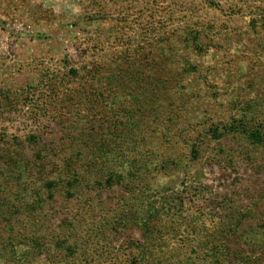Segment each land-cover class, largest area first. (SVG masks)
<instances>
[{
    "label": "rangeland",
    "instance_id": "obj_1",
    "mask_svg": "<svg viewBox=\"0 0 264 264\" xmlns=\"http://www.w3.org/2000/svg\"><path fill=\"white\" fill-rule=\"evenodd\" d=\"M0 264H264V0H0Z\"/></svg>",
    "mask_w": 264,
    "mask_h": 264
}]
</instances>
